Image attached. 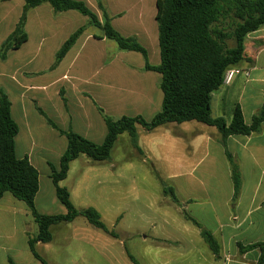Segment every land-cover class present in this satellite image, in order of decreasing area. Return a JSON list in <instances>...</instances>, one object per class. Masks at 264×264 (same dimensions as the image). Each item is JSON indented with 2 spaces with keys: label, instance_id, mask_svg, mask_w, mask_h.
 I'll use <instances>...</instances> for the list:
<instances>
[{
  "label": "crops",
  "instance_id": "obj_1",
  "mask_svg": "<svg viewBox=\"0 0 264 264\" xmlns=\"http://www.w3.org/2000/svg\"><path fill=\"white\" fill-rule=\"evenodd\" d=\"M83 1L102 16L97 0ZM25 4V0L0 2V48L16 29ZM156 14L157 8L155 13L144 8L109 13L113 26L123 36L136 38L147 49L152 65L161 61L154 50L157 41L159 46ZM82 26H86L84 34L63 61L53 67L64 43ZM26 31L28 40L19 49L11 50L6 60H0V91L10 98L12 116L19 125L16 154L21 159L28 157L40 174L36 207L48 215L39 207L41 170L48 169L50 178V165L59 167L68 140L47 118L62 130L72 129L101 144L107 136V126L100 109L112 119L142 116L151 121L162 109V76L144 69L140 53L119 51L111 40L103 38L100 29L89 25L88 17L77 11L56 13L49 3H44L28 12ZM245 57L246 61L238 66L243 73L214 93V118L222 117L230 123L239 105L245 123L250 125L263 106L264 27L247 36ZM134 79L138 80L136 86ZM138 134L140 149L134 147L132 139L131 143L139 154L146 155L143 163L155 172L170 174L177 194L186 192L182 199L178 195L179 204L185 207L183 218L163 221L179 229L181 236L157 238L156 247L148 254L153 251L159 256L173 248L180 251L176 255L183 264H195V257L200 264H257L260 249L244 253L240 245L264 243V125L259 133L250 136H230L226 146L216 127L193 121L170 123L151 132L139 126ZM167 143L170 153L163 149ZM226 150L242 175L236 201ZM55 229L61 230V224L52 227L50 243L36 244L37 252L48 264H59L49 259L57 240ZM202 229L210 231L219 243L218 256L203 239ZM38 234V224L26 203L5 193L0 199V264H9L11 259L16 264H42L29 247V238Z\"/></svg>",
  "mask_w": 264,
  "mask_h": 264
},
{
  "label": "trees",
  "instance_id": "obj_2",
  "mask_svg": "<svg viewBox=\"0 0 264 264\" xmlns=\"http://www.w3.org/2000/svg\"><path fill=\"white\" fill-rule=\"evenodd\" d=\"M6 0H0L3 2ZM23 14L14 32L0 48V60H6L11 50L19 49L27 40L26 24L28 12L49 3L56 13L77 11L89 18V25L100 29L103 38L114 41L119 51L140 53L145 60L146 71H154L162 76V109L151 121L142 116H123L112 119L100 112L107 126V136L103 143H95L72 129L62 130L47 118L49 124L67 137L68 148L61 158L59 167L51 164L50 178L65 214L45 215L36 207V197L40 189V174L28 157L18 158L16 137L19 125L12 116V103L8 95L0 91V199L5 193L26 203L39 227V234L29 238V247L42 264H48L37 252L38 242L50 243L53 240L52 227L61 223H71L82 216L93 227L110 233L102 220L100 212L89 207L78 210L71 201V193L61 182L67 179L71 163L81 155L95 162L111 159L118 138L128 133L135 148L138 144V127L146 131L170 124H183L196 121L216 127L226 146L230 136H250L259 133L264 125V104L247 125L241 107L234 109L232 121L214 118L212 114L213 95L224 84L226 73L246 61L245 42L247 36L264 27V0H157L156 22L159 31L160 64L152 65L147 49L134 37L123 36L112 24V19L102 0H97L102 17L93 11L83 0H25ZM86 31L80 27L64 43L56 56L53 67L58 66L79 38ZM230 41L234 42L230 46ZM39 111L46 116L43 110ZM231 166L234 185V201L237 200L242 186L240 167L232 154L226 150ZM164 193L170 195L175 203L179 199L173 188L165 187ZM200 227V224L188 216ZM201 235L214 255L218 256L220 245L214 235L202 229ZM242 252L260 249L261 256L257 264H264V243L247 247L240 245ZM134 264H141L129 254ZM9 264H16L12 259Z\"/></svg>",
  "mask_w": 264,
  "mask_h": 264
},
{
  "label": "rangeland",
  "instance_id": "obj_3",
  "mask_svg": "<svg viewBox=\"0 0 264 264\" xmlns=\"http://www.w3.org/2000/svg\"><path fill=\"white\" fill-rule=\"evenodd\" d=\"M102 1L109 13L132 8H144L148 13L156 11V0ZM233 45L234 42L230 41V46ZM154 50L160 56L158 41ZM151 53L153 56L152 47ZM6 68H10V63ZM134 81L133 84L138 85V80ZM213 113L216 116L215 109ZM168 146L169 143L163 149L170 153ZM171 153L174 155L173 150ZM145 157V154H139L134 149L129 134L124 133L115 144L110 160L95 162L81 155L71 163L68 177L61 182V186L69 190L71 201L78 210L89 207L97 209L110 233L93 227L82 216L71 223H61V230H54L57 240L49 259L59 264H134L130 254L141 264H183L176 255L180 252L177 249L171 248L159 256L153 251L148 254L156 247L157 238L174 239L181 236L179 229L167 226L163 221L183 218L185 207L164 193L165 187L175 190L176 183L171 175L161 173V170L155 172L150 165L143 163ZM45 170H41L42 196L39 207L45 209L48 215L65 214L66 209L57 199L47 175L48 169ZM176 195L182 199L186 192ZM145 236L148 237L146 240ZM195 264H200L197 257Z\"/></svg>",
  "mask_w": 264,
  "mask_h": 264
},
{
  "label": "built area",
  "instance_id": "obj_4",
  "mask_svg": "<svg viewBox=\"0 0 264 264\" xmlns=\"http://www.w3.org/2000/svg\"><path fill=\"white\" fill-rule=\"evenodd\" d=\"M241 71L239 69H232V70H229L227 73H226V76H225V80H224V84H229L232 79L240 74Z\"/></svg>",
  "mask_w": 264,
  "mask_h": 264
}]
</instances>
